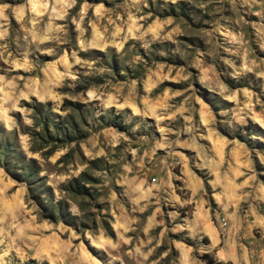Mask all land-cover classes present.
Wrapping results in <instances>:
<instances>
[{
    "label": "rangeland",
    "instance_id": "rangeland-1",
    "mask_svg": "<svg viewBox=\"0 0 264 264\" xmlns=\"http://www.w3.org/2000/svg\"><path fill=\"white\" fill-rule=\"evenodd\" d=\"M0 5V264L264 247V0Z\"/></svg>",
    "mask_w": 264,
    "mask_h": 264
},
{
    "label": "clouds",
    "instance_id": "clouds-1",
    "mask_svg": "<svg viewBox=\"0 0 264 264\" xmlns=\"http://www.w3.org/2000/svg\"><path fill=\"white\" fill-rule=\"evenodd\" d=\"M9 7V5H0V19L5 18L4 13L5 10ZM176 31H179V27H177ZM3 33H0V38H2ZM2 79V78H0ZM99 98L98 92L94 89H89L86 93V102L88 100H96ZM111 105H106V107H110ZM125 107H129L132 109V115H139L138 110L133 105H125L123 103L119 104V108L123 109ZM28 123H31V121H28ZM135 131V129L133 130ZM61 179H65V177H61ZM152 192V189H147V193L149 194ZM3 221L0 220V224H2ZM193 249H187L186 254L182 258V264H204L203 261L195 259V257L190 256L189 253H191ZM253 261H255V264H264V247H260L258 251L255 249L252 250L250 253V257L246 256L243 258V264H253Z\"/></svg>",
    "mask_w": 264,
    "mask_h": 264
}]
</instances>
